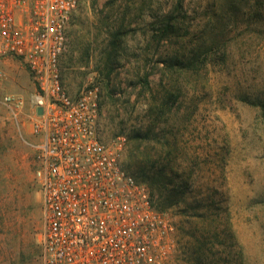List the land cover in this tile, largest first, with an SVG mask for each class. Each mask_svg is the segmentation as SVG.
I'll return each instance as SVG.
<instances>
[{
    "label": "rangeland",
    "instance_id": "obj_1",
    "mask_svg": "<svg viewBox=\"0 0 264 264\" xmlns=\"http://www.w3.org/2000/svg\"><path fill=\"white\" fill-rule=\"evenodd\" d=\"M68 39L64 88L94 91L107 145L126 138L122 164L173 220L172 264H264V0H82ZM0 69V264H42L37 88Z\"/></svg>",
    "mask_w": 264,
    "mask_h": 264
},
{
    "label": "built area",
    "instance_id": "obj_2",
    "mask_svg": "<svg viewBox=\"0 0 264 264\" xmlns=\"http://www.w3.org/2000/svg\"><path fill=\"white\" fill-rule=\"evenodd\" d=\"M82 0H0V62L23 63L37 88L32 134L42 197V264H172L175 226L107 145L92 90L70 96L61 58ZM2 71L0 69V78ZM13 110L21 97L8 95ZM42 113H38V109Z\"/></svg>",
    "mask_w": 264,
    "mask_h": 264
},
{
    "label": "trees",
    "instance_id": "obj_3",
    "mask_svg": "<svg viewBox=\"0 0 264 264\" xmlns=\"http://www.w3.org/2000/svg\"><path fill=\"white\" fill-rule=\"evenodd\" d=\"M179 8H180V5L178 6V9ZM172 29H173V27L168 24L167 26H165V30L164 31H169V30H172ZM166 96H172V94L171 93H167ZM165 102H166V100H165ZM156 206H157V209H159L160 211H165L164 210V206H159V205H156Z\"/></svg>",
    "mask_w": 264,
    "mask_h": 264
},
{
    "label": "water",
    "instance_id": "obj_4",
    "mask_svg": "<svg viewBox=\"0 0 264 264\" xmlns=\"http://www.w3.org/2000/svg\"><path fill=\"white\" fill-rule=\"evenodd\" d=\"M38 113H39V114L42 113V109H41V108L38 109Z\"/></svg>",
    "mask_w": 264,
    "mask_h": 264
}]
</instances>
